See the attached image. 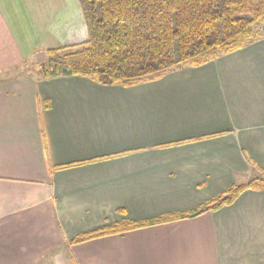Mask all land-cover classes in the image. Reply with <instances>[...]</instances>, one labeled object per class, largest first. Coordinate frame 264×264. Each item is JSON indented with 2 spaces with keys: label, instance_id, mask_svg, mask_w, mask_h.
I'll return each mask as SVG.
<instances>
[{
  "label": "crops",
  "instance_id": "1",
  "mask_svg": "<svg viewBox=\"0 0 264 264\" xmlns=\"http://www.w3.org/2000/svg\"><path fill=\"white\" fill-rule=\"evenodd\" d=\"M65 1L0 0V264H264V189L69 243L123 219L194 210L246 183L255 172L242 151L264 168V22L258 41L131 87L14 72L78 38L77 7L52 33Z\"/></svg>",
  "mask_w": 264,
  "mask_h": 264
},
{
  "label": "trees",
  "instance_id": "2",
  "mask_svg": "<svg viewBox=\"0 0 264 264\" xmlns=\"http://www.w3.org/2000/svg\"><path fill=\"white\" fill-rule=\"evenodd\" d=\"M76 7L78 38L44 50L45 59L37 65L44 78L81 76L100 85L131 87L183 65H204L258 41L264 22V0H76ZM242 154L259 175L230 186L196 209L146 220L123 219L80 233L69 243L216 211L244 190H263L264 168ZM70 264L77 263L70 258Z\"/></svg>",
  "mask_w": 264,
  "mask_h": 264
},
{
  "label": "rangeland",
  "instance_id": "3",
  "mask_svg": "<svg viewBox=\"0 0 264 264\" xmlns=\"http://www.w3.org/2000/svg\"><path fill=\"white\" fill-rule=\"evenodd\" d=\"M64 6L63 9L57 14V16L54 18V21H53V25H52V28H53V35L54 36H57L58 38L62 35L63 33V25L66 23L67 21V16L68 15H71L72 11H74V8L76 7V0H66L65 3H64ZM60 41V40H59ZM62 45V44H61ZM60 45H57L56 47H58ZM51 48V47H49ZM47 49V48H46ZM45 50V49H44ZM44 50H38L36 55L32 58V62L31 64H33L32 66H25L24 69H21V70H15L14 72H17V73H36L35 70L37 67V65L40 63V62H43L44 59H45V56H44ZM223 56V55H221ZM219 56V57H221ZM218 57V58H219ZM216 62H219V61H216ZM215 62V63H216ZM30 64V65H31ZM188 66H181V67H178V68H175V69H172V70H169L167 72H165L163 75H161L160 77L156 78V79H160V78H167V77H171L173 76L174 74H177L179 72H182L184 69H186ZM154 79V80H156ZM255 172V171H254ZM259 173L258 172H255L252 177H256L258 176ZM252 177H249L247 179H251ZM242 179V178H240ZM240 181H244V180H240ZM247 181V180H245Z\"/></svg>",
  "mask_w": 264,
  "mask_h": 264
}]
</instances>
